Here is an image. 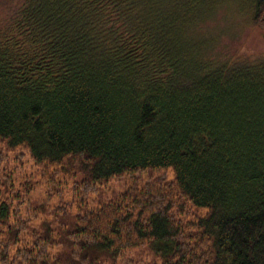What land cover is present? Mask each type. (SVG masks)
Returning a JSON list of instances; mask_svg holds the SVG:
<instances>
[{"label": "trees", "instance_id": "obj_1", "mask_svg": "<svg viewBox=\"0 0 264 264\" xmlns=\"http://www.w3.org/2000/svg\"><path fill=\"white\" fill-rule=\"evenodd\" d=\"M235 2L264 27V0H0V140L86 191L173 177L82 210L4 176L0 264H264V55L214 51Z\"/></svg>", "mask_w": 264, "mask_h": 264}, {"label": "rangeland", "instance_id": "obj_2", "mask_svg": "<svg viewBox=\"0 0 264 264\" xmlns=\"http://www.w3.org/2000/svg\"><path fill=\"white\" fill-rule=\"evenodd\" d=\"M243 9L244 2H235L219 8L216 13L215 27L217 31H221V37L216 42L214 51L217 54H226L227 60L238 61L264 55V27L250 22ZM77 162L78 159L72 158L59 167L38 165L25 148L10 149L0 140V181L4 176L13 177L15 188H19L24 197L33 203L55 206L74 202L73 209L82 205V210H90L117 201L127 191L139 189L149 182L160 179L167 184L173 180L171 172L168 171L126 174L106 183L90 185V191H86L83 190L86 184L82 177L74 172V163ZM130 261L153 264L156 258L147 250L141 249L132 254L126 253L124 259L118 262L130 264Z\"/></svg>", "mask_w": 264, "mask_h": 264}]
</instances>
